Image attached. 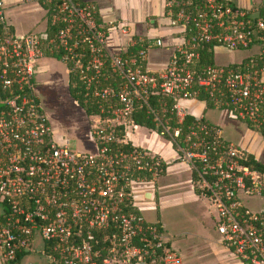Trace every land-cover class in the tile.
<instances>
[{
	"label": "built area",
	"instance_id": "built-area-1",
	"mask_svg": "<svg viewBox=\"0 0 264 264\" xmlns=\"http://www.w3.org/2000/svg\"><path fill=\"white\" fill-rule=\"evenodd\" d=\"M27 1L42 5L49 24L60 22L62 27L52 38L45 30L17 35L0 3L2 261L34 253L42 264H181L168 245L171 237L143 216L135 198L144 197L145 185L156 181L163 164L156 152L129 136L141 127L165 137L188 166L193 188L214 217L221 245L242 264H264V170L255 169L236 144L201 116L194 117L178 141L179 128L147 101L149 95L169 97L168 113L175 124L189 113L187 102L203 101L206 106L207 101L264 138V14L228 0H198L196 17L191 18L184 10L189 0H165L167 25L181 27L184 38L164 68L150 72L134 60L107 52L92 5ZM206 43L213 49L255 46L256 51L234 66L201 65L198 48ZM59 49L61 55H71L86 88L94 78L88 71L96 74L101 68L100 55L109 56L111 72L122 79L115 90L91 88L99 99L116 97V105L108 106L110 116H89L94 121L89 129L92 152L72 150L63 137L56 142L39 101L34 62L44 51ZM80 55H87L84 63ZM138 55L143 62L145 46ZM137 104L151 116L153 128L133 122L130 114ZM158 105L163 112L165 104Z\"/></svg>",
	"mask_w": 264,
	"mask_h": 264
},
{
	"label": "rangeland",
	"instance_id": "rangeland-1",
	"mask_svg": "<svg viewBox=\"0 0 264 264\" xmlns=\"http://www.w3.org/2000/svg\"><path fill=\"white\" fill-rule=\"evenodd\" d=\"M259 2L262 1L257 3ZM32 7H37L34 1L25 6H19L18 9L5 11L6 17L8 15L7 18L5 17L6 21L13 24L16 33L28 29L36 32L41 28V22L38 26L30 27L33 18H39L42 13L32 9L26 10ZM255 50V46L232 51L217 48L213 53V63L236 64ZM150 56H152L151 52ZM34 68L39 101L47 116L53 139L57 142L63 137L72 150L94 151V144L89 138V129L94 124L93 118L85 116L81 108L68 95L65 67L62 62L43 56L35 60ZM204 120L219 128L223 137L237 145V137L241 132L240 126L243 127V125H239L235 119L228 116L226 111L205 108ZM141 133V130H136L134 134ZM187 180L188 171L184 165L174 161L169 169L156 179L155 185H145L144 192L149 194L148 198H143V194H136L135 198L137 200L142 198L140 203V207L143 205L142 214L149 220L157 219L160 222L164 232L173 239V246L178 249L185 264H213L215 259L207 255L205 247L209 248L211 243L220 242V236L207 213L205 199L194 200ZM256 202L257 200L251 203L250 207L253 208ZM214 256L218 263L224 261L218 254ZM33 263L42 264L43 259L34 253H28L14 264ZM0 264L11 263L0 260Z\"/></svg>",
	"mask_w": 264,
	"mask_h": 264
},
{
	"label": "crops",
	"instance_id": "crops-1",
	"mask_svg": "<svg viewBox=\"0 0 264 264\" xmlns=\"http://www.w3.org/2000/svg\"><path fill=\"white\" fill-rule=\"evenodd\" d=\"M79 4L88 3L94 7L96 17L98 19L99 25L103 28L105 34V48L107 52L111 55L123 52L127 47L133 45L135 41H140L145 46V58H144V68L150 72H159L164 68L169 56L176 49V46L182 42L184 38V33L181 27H170L167 25V18L164 15V2L165 0H75ZM255 0H228V2L233 6H239L243 8H257L259 14H264V0L259 4L254 2ZM29 2L27 0H0L3 7L4 14L5 11L18 9L19 6H25ZM36 3V2H35ZM37 4V3H36ZM36 10L41 11L39 18H33V22L30 23V27L33 25L38 26L41 22V28L36 31V33H41L46 27V12L42 5L37 4V7L28 8L26 10ZM21 12V11H20ZM8 17V15H7ZM6 17V18H7ZM36 21V22H35ZM8 22V21H7ZM11 29L14 31L13 24L9 21ZM34 27V26H33ZM120 27H123L125 32H120ZM35 32L32 29L25 31L15 32L17 35L23 34L25 32ZM160 41V45H156L155 42ZM216 48L213 49V53ZM256 49V47H255ZM256 51V50H255ZM253 51L251 54H253ZM150 52L152 56H150ZM165 52L164 54H162ZM249 54V55H251ZM247 55V56H249ZM246 57V56H245ZM65 73L66 69H65ZM188 112L194 117L201 116L204 120V109L207 108L203 101H189L186 103ZM213 109V108H212ZM229 116V115H228ZM231 117V116H230ZM232 118V117H231ZM234 119V118H233ZM206 121V120H204ZM240 126L241 132L237 137V146L247 155L251 156L253 160L258 162L264 167V138L259 133L258 130L251 128L248 124L236 120ZM207 122V121H206ZM210 124L209 122H207ZM211 125V124H210ZM214 126V125H213ZM142 133L136 135L132 133L129 135L138 145L148 148L156 152L162 159L164 164V170L161 173L166 172L169 169L171 163L174 161H179L176 157L173 149L167 143L166 140L161 138L156 134L145 133L143 128H138ZM220 130V129H219ZM222 134V133H221ZM225 138V137H224ZM227 139V138H225ZM229 140V139H227ZM182 163L181 161H179ZM184 168L188 171L187 184L191 190V195L194 200L203 198L201 195L194 191L193 185L191 184V171L185 163H182ZM156 182V181H155ZM155 182L153 183L155 185ZM149 194L146 193L143 198H148ZM260 200V199H259ZM142 198L137 200L138 205ZM143 205L140 207L142 213ZM207 213L210 215L213 226L214 217L207 205ZM144 216V215H143ZM147 219V218H146ZM149 220V219H147ZM150 222H156L163 229L160 222L155 220H149ZM164 230V229H163ZM169 247L175 250L178 254V249L173 246L174 241L170 238ZM207 255L214 258L213 264H242L237 260L235 255L225 249L219 241L211 243L210 247H205ZM219 255L224 261H217L214 255ZM180 256V255H179ZM181 264H185L180 257ZM220 259V260H221ZM0 260H2L0 258ZM4 262V261H3ZM34 264V263H33Z\"/></svg>",
	"mask_w": 264,
	"mask_h": 264
},
{
	"label": "trees",
	"instance_id": "trees-1",
	"mask_svg": "<svg viewBox=\"0 0 264 264\" xmlns=\"http://www.w3.org/2000/svg\"><path fill=\"white\" fill-rule=\"evenodd\" d=\"M190 4L188 6H184V10L188 13H190V17L193 16L196 17V5H198V0H189ZM195 7V10H194ZM175 6L172 7V10H175ZM94 19L97 24L98 19L96 17V14L94 13ZM191 20V19H190ZM192 22H190L191 24ZM62 27V23H53L49 24L48 21V12L46 13V27L45 32L47 35V38H52L53 35ZM101 30L104 32L103 28L101 27ZM186 36V35H185ZM55 42V39H54ZM144 46V44L140 41H135L133 45L127 47L123 52L118 53V56L122 59L126 60H134L135 63H140L142 66H144V61H140V57L138 55V51ZM199 53V64L201 65H212L213 63V45L212 43H206L202 44L198 48ZM43 56L50 57L59 61H62L64 63V66L67 70L66 73V88L67 93L70 96V98L74 101V103L81 108L83 111V114L85 116H99L102 117H108L111 115L110 109L108 106H115L116 105V97L114 95L109 96L107 99H99L93 95H91L90 91L92 86H95L97 89L104 88V87H111L114 90L118 89L120 83L122 82V79H119L118 76L111 72L110 66L108 64L109 56L107 55H100V58L102 59V65L99 71L94 74L92 71H88L91 76H93V81L89 84V86L86 88L84 83L79 79L78 71L72 67V62L70 61L69 57L71 55H61V50L59 51H44ZM81 60L84 63L87 60V55H80ZM248 56L244 57L242 60H245ZM233 64H229V66H232ZM234 66V65H233ZM93 73V75H92ZM199 99H203V94L200 93L198 95ZM148 103L153 106L155 109L158 110L159 115L162 118H168L169 124L171 126L176 125L179 128V135L177 136V140L179 141L183 134L185 133L186 126L195 120L194 116L190 113H188L183 120L179 124H175V120L172 115L168 113V105L171 102V99L169 97H165L159 94L156 95H149L147 97ZM158 102L164 103L165 109L164 111H160ZM206 107L211 108L208 106L207 101H205ZM131 119L133 122L137 125L144 126L146 128H153V121L151 120V116L146 113L144 107L137 106L134 107L133 111L130 114ZM158 128L157 130H159ZM165 138V137H163ZM122 147H128V146H122ZM249 163L258 170H264V167L260 165L258 162L252 159L251 156L248 155ZM164 170V164H162V172ZM161 172V173H162ZM192 178V175H191ZM24 256V253H18L14 260L11 261V264L17 263L22 257Z\"/></svg>",
	"mask_w": 264,
	"mask_h": 264
}]
</instances>
